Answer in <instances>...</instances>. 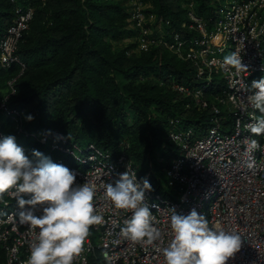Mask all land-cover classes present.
Returning <instances> with one entry per match:
<instances>
[{"label":"built area","instance_id":"built-area-1","mask_svg":"<svg viewBox=\"0 0 264 264\" xmlns=\"http://www.w3.org/2000/svg\"><path fill=\"white\" fill-rule=\"evenodd\" d=\"M213 4V14L205 17L196 13L193 0L187 1L188 19L182 22L181 29L171 30L163 26L162 16L146 12L147 6L141 0L129 7L128 27L137 30L131 37L135 48L147 50L161 42L179 58L191 62L197 80L214 82L217 87L215 92H207L201 84L173 80L174 88L193 97L201 107H208L210 116L206 127L200 129L193 124L183 125L179 117L170 119L168 138L176 145L177 153L164 170L166 180L161 189L145 191L144 203L152 212L153 226L163 234L161 248L171 239L172 209L185 216L195 209L209 220L210 227L218 224L241 235L242 248L228 264H264V134L254 135L247 128L261 118L259 110L247 104V96L252 94V82L264 78V74L260 75L264 71V0H213ZM16 10L13 23L0 38L4 66L15 61L25 65L15 50L30 27L35 9L28 4L18 5ZM155 22L157 37L151 36ZM236 51L247 66V71L239 74L223 65L224 57ZM15 80L16 77L8 81L9 91L0 100V113L13 121L11 136H36L26 126L25 110L10 103L16 91ZM8 131L0 121V139L8 136ZM49 134L36 136L37 140L46 143ZM52 134L50 149L65 154L54 163L74 171L77 184L86 179L92 182L93 206L103 218L101 223L90 226L73 264H165L162 253L132 242L121 233L132 212L115 209L104 196L106 185L119 179L129 164L141 186L147 175L138 173L126 153L116 155L94 141L83 147L58 129ZM246 140H256L258 147L246 150ZM19 146L33 163L38 161L27 144ZM22 195L31 198V194ZM20 211L10 193L0 197V264H26L30 255L34 234L20 223ZM36 214H42V208L38 207Z\"/></svg>","mask_w":264,"mask_h":264},{"label":"trees","instance_id":"trees-1","mask_svg":"<svg viewBox=\"0 0 264 264\" xmlns=\"http://www.w3.org/2000/svg\"><path fill=\"white\" fill-rule=\"evenodd\" d=\"M150 1L145 11L162 16L167 30L181 29L188 19L186 2L191 0ZM193 1L198 15L213 14V0ZM28 4L34 17L15 50L25 65L15 61L4 66L0 60V100L16 77L10 103L25 110L29 130L41 127L50 133L46 143L36 139V145L54 152L50 141L55 129L71 140L94 141L116 155L126 153L138 173L160 190L164 170L177 153L168 138L170 119L179 117L183 125L200 129L210 116L208 107L174 88L173 80L201 84L207 92L217 90L214 82L197 80L191 62L161 42L137 53L131 51L136 42L115 49L113 40L137 34L128 27L130 6L124 2L0 0V38L13 23L17 6ZM153 26L151 36L157 37L158 22ZM29 115L34 119L29 121ZM4 128L13 129L10 118Z\"/></svg>","mask_w":264,"mask_h":264},{"label":"clouds","instance_id":"clouds-1","mask_svg":"<svg viewBox=\"0 0 264 264\" xmlns=\"http://www.w3.org/2000/svg\"><path fill=\"white\" fill-rule=\"evenodd\" d=\"M223 65L239 74L247 71L238 51L224 57ZM247 104L264 114V78L254 80ZM246 110V109H245ZM31 121V115L27 116ZM254 135L264 134V115L247 125ZM246 150L258 147L256 140L245 141ZM33 163L16 143L14 136L0 139V197L10 193L18 202L19 221L34 234L26 264H73L79 256L91 225L99 224L93 200L95 187L90 180L76 183V173L34 151ZM152 185L145 178L137 182L135 172L128 169L114 183H108L104 196L117 210H131L121 233L132 242L152 246L162 253L165 264H228L240 252L243 239L234 231H226L193 209L179 215L172 209L171 239L162 247L163 234L153 226V216L145 202V191ZM22 194H31L25 199ZM27 206V207H26ZM42 208V214L36 212ZM39 230V231H37ZM107 257V253H105Z\"/></svg>","mask_w":264,"mask_h":264},{"label":"rangeland","instance_id":"rangeland-1","mask_svg":"<svg viewBox=\"0 0 264 264\" xmlns=\"http://www.w3.org/2000/svg\"><path fill=\"white\" fill-rule=\"evenodd\" d=\"M112 1H114V2H124V6L125 5L126 6H130L136 0H112ZM141 1L143 2V4L145 6H147V8H148V6H152L150 0H141ZM132 40L133 39L131 37H125V38L123 37V38L118 39V40H113L112 41L113 42V47L115 49L122 48V47L128 45L129 43H132L133 42ZM131 51H135L136 53L140 52V50L138 48H135V47ZM263 74H264V71L260 73V75H263ZM259 115L262 116V114L260 112H259ZM7 118H8L7 115H5L4 113H0V121L1 122L5 123ZM11 131H12V129H10V131H8L7 134L10 135ZM33 131H34L35 135L38 136V137H40V136H42L44 134L43 129L41 127H38L37 129H34ZM36 136H32L30 138H26V136L24 134H21V133H16V135H14V137L16 139V143L18 145L19 144L28 143L27 145H28V147L30 149V153H31V155H32V157L34 159H38L36 156H34V154H33L34 151H39L40 153L43 154L44 157H47V158L51 159L52 162H55L58 157H62V156L65 157V154H63L61 152H58V151L50 152V151L45 150L43 148V145H36V141H35L37 139ZM80 144L83 147H85L87 145L86 142H80Z\"/></svg>","mask_w":264,"mask_h":264}]
</instances>
